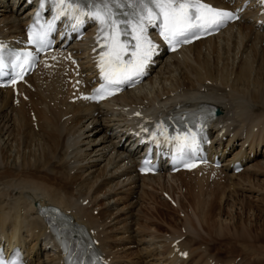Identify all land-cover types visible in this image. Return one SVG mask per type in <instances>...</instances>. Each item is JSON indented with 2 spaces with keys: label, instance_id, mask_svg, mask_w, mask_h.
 <instances>
[{
  "label": "bare ground",
  "instance_id": "obj_1",
  "mask_svg": "<svg viewBox=\"0 0 264 264\" xmlns=\"http://www.w3.org/2000/svg\"><path fill=\"white\" fill-rule=\"evenodd\" d=\"M24 2L0 0V34L4 37L12 38L23 33L25 17L28 16ZM236 40L239 45H234ZM85 54L84 50L78 53L83 56V65L88 67L90 63L86 62ZM44 69V76L34 74L31 85L21 87V102L17 105L11 101L13 94L10 88L0 89V143L5 140L4 147L7 148L1 150L0 145V171L5 166L9 167L5 170L14 168L16 171L21 165L26 169L47 163L53 165V160L58 163V169H63V175L72 180L68 187H62L57 182H42L27 177L10 178L0 173V238L2 240L5 236L11 242L24 245L31 264H57L53 253H56V245H51L52 238L38 213L37 201L41 205L58 203L67 210L71 209L82 222L99 228L98 235L102 239L101 235L108 229V224L100 220L102 217L98 214L91 212L98 208L94 206L95 202L97 205L100 199L103 200L104 206L99 207H106L104 210L114 215L112 220L116 223L118 216L130 212L125 207H117L120 193L131 189V197L136 193L135 197H139L138 194L149 190L145 186L149 183L148 179L156 183V180L181 173L140 175L136 172V150L131 148L135 140L131 134H127L132 118L128 117L124 106L138 104V108L145 107L144 110L156 114L177 112L213 101L221 114L211 130L213 133L218 131V125L222 122L220 126L228 129L226 134L234 131L228 138L226 148L229 146L230 151L237 145L240 148L228 159L239 154L245 165L239 173L229 171L231 162L222 170L227 175L240 177L264 167V111L258 112V109L264 108V31L257 28L254 22H248L247 18L233 23L217 35L195 41L180 53L163 57L142 86L117 95L113 102L70 101V88L64 80L63 68ZM23 92L29 96L28 100L24 99ZM29 106L35 110L37 128L34 123L28 122ZM23 128L28 130L36 147L25 144L21 148L22 142L18 146L12 144L16 140V133L20 134ZM248 140L249 149H244ZM222 150L223 153L226 149ZM4 152L14 162L7 164V156L2 157ZM252 152L255 154L253 158L250 157ZM258 154L260 158H257ZM206 178L209 179L204 176L196 180L204 185ZM145 179L147 182H144ZM167 181L169 179L161 180L160 184ZM81 197L89 198V204L82 203ZM133 204L131 200L129 205ZM125 219L123 224L127 222ZM130 223L132 227H138ZM101 226H105V229H101ZM137 232L133 229L129 235ZM143 239L145 242L144 236ZM102 242L110 252L113 251V241L108 242L105 238ZM147 242L157 249L164 248L163 242L154 236ZM160 254L167 258L166 252ZM148 258L149 255L143 256L145 260ZM175 260L170 258L169 264H177ZM57 261L61 264L60 259Z\"/></svg>",
  "mask_w": 264,
  "mask_h": 264
},
{
  "label": "snow or ice",
  "instance_id": "obj_2",
  "mask_svg": "<svg viewBox=\"0 0 264 264\" xmlns=\"http://www.w3.org/2000/svg\"><path fill=\"white\" fill-rule=\"evenodd\" d=\"M25 2L30 4L32 0ZM47 2L48 0H41V10ZM50 2L51 8L54 9L53 18L40 26V32L30 33V42L33 44L42 42L41 48L50 44L49 34L55 31L56 22L62 18L67 21L66 27L70 26L72 31H79L86 23H96L97 40L103 41L97 64L103 83L94 89L90 96L84 98L97 101L148 75V69L158 54V46L148 35L149 27L157 28L159 35L174 51L176 45L191 43L192 39L199 38L200 34L218 30L227 23L239 19L238 12L218 9L202 0H50ZM259 2L264 6V0ZM39 18L38 12L37 19ZM34 59L32 52L10 53L6 46L0 43V77L7 74L15 83L16 77L22 79L25 71L31 68ZM214 116L215 113L211 110L182 114L176 119L181 122L187 121L183 130L162 121L157 122L153 130L141 129V132L147 134L141 142L152 147L168 144L175 148L176 158L182 159L203 150V145L208 143L204 134L205 129ZM170 127L173 129L171 133ZM177 132L180 134H176ZM145 164L151 167L147 159ZM88 247L90 249V245ZM0 264H22V260L18 254L5 257L0 251ZM66 264H103V261L91 251L75 254L69 250Z\"/></svg>",
  "mask_w": 264,
  "mask_h": 264
},
{
  "label": "rangeland",
  "instance_id": "obj_3",
  "mask_svg": "<svg viewBox=\"0 0 264 264\" xmlns=\"http://www.w3.org/2000/svg\"><path fill=\"white\" fill-rule=\"evenodd\" d=\"M236 43L239 45L237 40L234 41V45ZM263 111L264 108L258 109L259 113ZM21 142L23 143L21 144V148L25 147V144L26 146L28 144H34L33 147H36V143H32L31 135H29L28 130L25 128H23L20 134L16 133V140L14 139L12 144L18 146ZM0 145L2 146L1 150L7 149L4 147L5 140H1ZM4 156H7L5 158L7 164L14 162L5 152L2 154V157ZM51 162H53V165L47 163L44 166H34L32 169H26L24 165H21L16 171L14 168H12L13 171L11 169L5 170L9 168L5 166L3 168L4 170L0 171V173L10 178L27 177L30 180L57 182L59 186L68 187L72 180L67 175V178L63 175V169H58V163L56 161L55 163L53 160ZM253 172H249L250 174H242L240 178L232 179L234 182L238 180L236 184L242 185L244 188L239 186V188L233 189V185L228 181H224V178L208 184L206 182L203 188L198 185H190L186 181L188 180L187 178L184 181L186 185L182 189L176 188L178 193H181L186 199L185 205L182 202V207L185 206L186 208L188 206L190 207L189 210H192L188 214V225L190 226L191 234H193V241L190 244H192L197 259L200 257L199 254H202L204 259L206 256H212L221 261L222 264L226 263L225 261L228 260V257L231 260L235 259L236 264H264V167L261 166L256 172ZM247 178L251 184H249ZM240 179L245 180L238 183ZM161 180L162 182L163 180L166 181L165 179L158 181L161 183ZM158 181L156 180V182ZM95 189L96 186L93 187L94 191ZM169 189L172 190V188ZM121 195L119 196L121 197ZM136 195L137 193L133 197L132 204L137 198L141 197V194H138L139 197H135ZM158 196L159 194L155 193L153 195L152 192L150 195L143 196L133 210V213L135 212L133 215L136 216L135 222H138V225L146 234L153 232L163 234L165 231H176L177 228L180 229V226L184 222V217L180 214V209L171 206L168 201H164ZM177 198L181 202L178 194ZM125 203L127 202H123V204ZM95 204L96 202L94 206ZM191 205L193 206L192 208ZM95 207L100 208L97 205ZM100 213H103L99 216L107 222L108 229L113 230L118 227H123L124 230L125 227V230L127 229L128 232L136 229L138 232L135 235L132 233V235L135 237L139 236L138 240L144 241L143 236L140 237L138 227H132L130 225V222L133 220V218L131 221L128 220V217L132 216L130 215L132 214L131 210L128 213H124L122 217L118 216L119 220L116 223L112 220L114 217L112 213L106 210L104 212L100 211ZM123 219L127 221L124 224ZM128 232H125V241L130 240L129 236H127ZM111 236L115 240L119 238L116 235L111 234ZM153 236L155 237V235L151 237ZM155 238L160 240L158 237ZM114 239H112V243L116 246ZM140 244L142 245V243ZM160 248L158 249L159 253L163 252L162 250L164 249L161 248V250ZM131 251H134V256L132 257L136 259L141 254L137 251V247L132 248Z\"/></svg>",
  "mask_w": 264,
  "mask_h": 264
}]
</instances>
